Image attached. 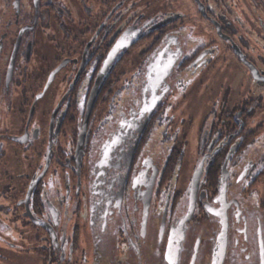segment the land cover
Returning <instances> with one entry per match:
<instances>
[{
	"label": "flooded vegetation",
	"instance_id": "flooded-vegetation-1",
	"mask_svg": "<svg viewBox=\"0 0 264 264\" xmlns=\"http://www.w3.org/2000/svg\"><path fill=\"white\" fill-rule=\"evenodd\" d=\"M176 2L0 0V264H264V0Z\"/></svg>",
	"mask_w": 264,
	"mask_h": 264
},
{
	"label": "rangeland",
	"instance_id": "rangeland-1",
	"mask_svg": "<svg viewBox=\"0 0 264 264\" xmlns=\"http://www.w3.org/2000/svg\"><path fill=\"white\" fill-rule=\"evenodd\" d=\"M178 1L179 0H177L176 3H178ZM180 4H183V3L179 2V5ZM195 20H196V17L193 16V20L191 21V23H193L192 32L195 38H197V41L199 43H204L205 39H209V38H205L204 35L202 34L203 32L202 33L200 32L199 27H198L199 23H197L198 21H195ZM205 35L209 36L210 33H205ZM249 42H250V45L259 43L254 40H251ZM143 44L146 47L147 42L143 41ZM142 47L143 46L139 47V49H141ZM253 50L254 51L253 53L251 52V56L258 61H261V62L264 61V50L262 49V47H260L259 45H254ZM135 54L136 52L134 51L130 53L128 60L136 59ZM230 62H231V65L229 66V68H222V70L219 72L220 76H222L221 78L212 79L211 81H208L202 84L197 83L189 96H188V92L186 94H183V90L185 88L183 84V80H180L179 82H175L171 85L173 87L172 90L170 91L172 92L171 93L172 99H169V103L171 102L172 104H169V103L168 105L166 104V108L170 111L169 116H171V114H174L173 115L174 120L172 121L173 123L178 124L175 111H174L177 108H179L178 114L180 116H192V118L197 120L199 118L198 109L209 108L214 97H216L218 94H219V97L222 95L221 92L223 91V88L225 86H230L234 88L236 87V91L241 89L242 93H244L245 96H247L246 91H248V89H250V87H252L254 83L248 77V74L245 73V69L241 65L238 66L237 64L234 63V61H230ZM128 65H130V62L128 63ZM244 82H245V85H244ZM221 86H223V88L220 90ZM251 91H253V89ZM182 96L188 97V100L185 102V104L183 103L184 97ZM185 123L187 124V122ZM189 155H190L189 156L190 160L193 161L194 153L191 152V154ZM185 162L189 164L188 159Z\"/></svg>",
	"mask_w": 264,
	"mask_h": 264
},
{
	"label": "water",
	"instance_id": "water-1",
	"mask_svg": "<svg viewBox=\"0 0 264 264\" xmlns=\"http://www.w3.org/2000/svg\"><path fill=\"white\" fill-rule=\"evenodd\" d=\"M123 35H124V34H123ZM123 35H122V36H123ZM123 39H124V38H123ZM123 39L119 40V42H118L117 45H116V49H118L119 47L123 46V43H122ZM235 48H236V47H235ZM114 52H115V51H114ZM235 53L238 55V57L240 58L241 61H243L244 63H246V64L249 66L250 71H251V74H252V76H253L255 79H257V80H264V76H261V75H260L259 71L255 68V66H253V64L250 63V62L246 59L245 55H244L240 50L235 49ZM196 177H197V176H196Z\"/></svg>",
	"mask_w": 264,
	"mask_h": 264
}]
</instances>
